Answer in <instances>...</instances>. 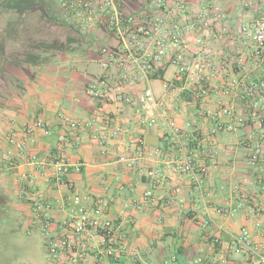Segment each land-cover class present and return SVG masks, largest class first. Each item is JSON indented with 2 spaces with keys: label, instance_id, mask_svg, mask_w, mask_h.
Wrapping results in <instances>:
<instances>
[{
  "label": "built area",
  "instance_id": "2783aa9c",
  "mask_svg": "<svg viewBox=\"0 0 264 264\" xmlns=\"http://www.w3.org/2000/svg\"><path fill=\"white\" fill-rule=\"evenodd\" d=\"M204 1V8L193 11L188 0H59L71 26L78 33L99 35L103 44L95 52L101 74L94 79L95 84L88 83L80 90L83 97L97 99L110 112L107 123L95 131L93 139L104 144L134 135V157L118 158L127 168L139 169L141 161L177 153L172 157L173 167L188 178L191 191L197 193L202 204L201 209L195 204L191 207L200 228L214 224L204 215L210 208L208 199L215 194L214 188H207L206 183L209 161L214 155L209 146L217 137L247 129L240 144L249 168L255 173L256 192L264 193V0H243L248 9L238 20V28L229 26L226 15L213 9L212 3L219 0ZM221 34L228 36L232 46L244 39L240 51L244 54L232 60V64L226 60H209L204 51L205 39ZM190 42L197 48L193 60L182 61ZM169 63L176 66L170 84L180 83L181 92H190L201 116L210 123L200 130L199 137L192 129L184 131L160 113L161 102L151 82L160 79ZM222 69L227 70V75ZM162 84L165 89L169 87ZM56 123L60 131L54 146L48 148L46 160L39 161L28 154L36 130H42L45 136L51 134V128L42 119L26 124L20 135L10 129L7 154L15 165L30 166L49 183L74 190L69 176L81 173L84 168L79 159L73 161L74 153L81 146V132L87 127L93 129L94 125L64 114L57 115ZM155 127L161 128L169 138L166 153L145 149L143 133ZM136 128L142 132L136 134ZM192 142H195L194 151L190 149ZM145 175L155 181L164 177L159 168L146 170ZM18 178L21 192L30 198L35 220L47 225L51 205L37 189L36 177L21 173ZM233 189L235 195L213 207L214 213L224 220L232 219L243 212L246 204L252 203L256 207L250 212L254 230L241 228L230 242L214 236L213 244L224 250L218 263L228 264L227 254L232 252L241 255L245 264H264V222L259 219L264 201L261 207L254 197L236 194L238 186ZM151 200V193H144L138 208ZM169 203L184 205L178 190ZM105 206L102 198L88 202L76 193L72 195L67 209L70 234L48 244L52 263L63 254L66 257L63 264H87L89 258L91 264H105L111 257L117 259L127 253L126 247L113 239ZM189 264L205 263L197 260Z\"/></svg>",
  "mask_w": 264,
  "mask_h": 264
},
{
  "label": "crops",
  "instance_id": "0c3cea01",
  "mask_svg": "<svg viewBox=\"0 0 264 264\" xmlns=\"http://www.w3.org/2000/svg\"><path fill=\"white\" fill-rule=\"evenodd\" d=\"M188 3L193 11L205 7L204 0H188ZM245 3L243 0H219L212 5L214 10L226 15L229 26L238 28V20L248 9ZM96 35L94 39L102 43L100 36ZM230 45L225 34L216 38L209 36L205 39L204 51L209 60H227L224 54ZM196 49L190 42L181 60H192ZM25 61L0 60V264H39L37 251L41 238L47 239L48 247L50 240L70 234L71 222L67 209L74 193L87 198L88 202L95 198L104 200V214L112 223L113 239L126 247L127 253H122L117 259L111 257L105 264H189L197 260L205 264H219L218 260L224 250L213 244L214 236L230 242L231 237L241 228L254 230V220L250 214L256 208L254 204H246L242 213L226 220L216 215L212 209L235 195L234 186H238L236 194L252 196L256 204L262 207L264 193L256 192L255 173L249 168L240 144L247 129L217 137L209 146L214 155L209 161L206 187L214 188L215 194L208 199L210 208L204 216L212 219L214 224L200 228L194 220L191 207L195 204L201 209L202 204L197 193L191 191L188 178L173 167L172 157L177 153L166 158L141 161L139 169L127 168L118 158L134 157V135L126 136L119 142L104 144L93 139L95 131L107 123L110 112L97 99L77 94L83 87L79 86L81 81L74 68L89 60H59L70 66L67 79L56 78L53 74L57 72V68L50 65L56 60H40L38 63ZM93 63L97 65V60ZM25 68L38 73L26 74L23 71ZM46 68H52V74L41 72V69ZM175 69V64H167L160 79L151 82V87L161 102L160 113L173 120L184 131L192 129L194 135L199 137L200 130L210 123L201 116L198 104L190 92H181L180 83L170 84ZM222 71L227 73V70ZM76 83L77 93L70 89ZM162 83H167L169 87L165 89ZM87 84L85 82L83 86ZM58 114L87 120L94 125L93 129L87 127L81 132V146L74 153L73 161L79 159L84 164L81 173H71L69 176L74 190L49 183L30 166L15 165L13 158L7 154L10 150L8 131L16 130L20 135V129L26 124L42 119L51 128V134L45 136L42 130H36L35 140L28 146V154L39 161L46 160L48 148L54 146L56 135L60 131L56 123ZM135 130L136 134L142 132L137 128ZM143 134L145 138H158L157 146L146 145L145 149L166 153L169 138L161 128L155 127ZM194 147L195 142H192L190 149L194 151ZM151 168L163 171L161 181L156 182L145 175V171ZM21 173L36 177L37 189L51 205L47 225L35 220L30 198L23 195L19 187L21 182L18 177ZM176 190L184 200L183 206L169 203ZM146 192L151 193L152 200L138 208L140 198ZM259 219L264 222V210L260 211ZM65 258L62 254L56 262L52 263L48 259L45 264H63ZM227 258L228 264H245V259L239 254L229 252ZM91 262L92 258H89L87 264Z\"/></svg>",
  "mask_w": 264,
  "mask_h": 264
},
{
  "label": "rangeland",
  "instance_id": "374dc122",
  "mask_svg": "<svg viewBox=\"0 0 264 264\" xmlns=\"http://www.w3.org/2000/svg\"><path fill=\"white\" fill-rule=\"evenodd\" d=\"M74 31L76 30L71 27L70 18L60 8L59 0H0V60H26V63L56 60L50 65L57 68V72L53 74L56 78L65 79L68 78L70 66L59 60H89L79 63L74 71L81 81L79 86L84 87L85 82L95 84L94 79L101 72L93 62L96 60L97 48L103 44L94 39V33ZM243 40L226 48L224 56L227 63L232 64V60H237L244 54L240 52ZM52 70L46 68L41 69V72L48 75L52 74ZM23 71L26 74L38 73L27 68ZM76 86L78 87L77 83L72 84L70 89L76 91ZM47 249V239L41 238L37 251L39 264H45L49 259Z\"/></svg>",
  "mask_w": 264,
  "mask_h": 264
},
{
  "label": "water",
  "instance_id": "95a60500",
  "mask_svg": "<svg viewBox=\"0 0 264 264\" xmlns=\"http://www.w3.org/2000/svg\"><path fill=\"white\" fill-rule=\"evenodd\" d=\"M158 138L156 136H147L145 138V144L147 146H157Z\"/></svg>",
  "mask_w": 264,
  "mask_h": 264
},
{
  "label": "flooded vegetation",
  "instance_id": "af4514ba",
  "mask_svg": "<svg viewBox=\"0 0 264 264\" xmlns=\"http://www.w3.org/2000/svg\"><path fill=\"white\" fill-rule=\"evenodd\" d=\"M72 27V26H71ZM73 28V27H72Z\"/></svg>",
  "mask_w": 264,
  "mask_h": 264
},
{
  "label": "trees",
  "instance_id": "16d2710c",
  "mask_svg": "<svg viewBox=\"0 0 264 264\" xmlns=\"http://www.w3.org/2000/svg\"><path fill=\"white\" fill-rule=\"evenodd\" d=\"M3 46V45H2Z\"/></svg>",
  "mask_w": 264,
  "mask_h": 264
}]
</instances>
